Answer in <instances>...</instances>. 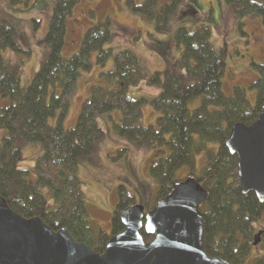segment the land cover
<instances>
[{"label":"trees","instance_id":"trees-1","mask_svg":"<svg viewBox=\"0 0 264 264\" xmlns=\"http://www.w3.org/2000/svg\"><path fill=\"white\" fill-rule=\"evenodd\" d=\"M53 1L50 28L44 40L50 53L27 88L21 86L24 61L7 60L3 55L8 49L22 54L31 52L22 50L16 42L15 27L0 19V96L11 101L0 107V129L7 131V135L0 136V197L22 217H38L53 231L67 229L79 243L104 253L109 238L125 229L120 217L137 204L136 198L126 187L119 186L108 233L90 219L78 170L80 159L91 156L105 136L100 118L119 111L120 122L113 121L117 135L138 147L155 150L149 171L157 184L156 203L169 195L176 182L194 176L209 193L200 207L206 221L203 245L207 254L230 264H264L263 257L249 262L260 232L264 248V202L253 192L241 191L238 158L227 146L234 126L251 127L259 119L264 106V64H251L259 73L249 85L257 94L252 104L247 88L237 86L231 95L224 92L225 57L213 46L208 28L178 27L174 41L180 56L165 55V70L154 74L143 70L132 51L124 49L115 54L107 48L114 36L110 19L88 28L79 51L66 58L63 50L68 23L80 0ZM185 1L147 0L137 5L128 0L127 8L153 23L156 32L167 33ZM26 2L9 0L12 5ZM224 2L234 6L241 16L260 17L264 24V0ZM33 23L36 27L40 24ZM93 53H97L100 67H106L111 59L114 67L101 73L103 85L91 87L76 127L66 128L64 121L80 72L92 69ZM142 81L161 85V93L151 100L132 97L129 89ZM146 105L160 114L156 125H142ZM54 118L57 124L53 125L50 120ZM27 142L40 143L43 148L34 167V179L30 170L20 168L24 160L21 143ZM201 155L205 158L199 171L196 161ZM186 167L187 175L178 179L177 172ZM141 234L147 242L153 239L145 229Z\"/></svg>","mask_w":264,"mask_h":264},{"label":"rangeland","instance_id":"rangeland-1","mask_svg":"<svg viewBox=\"0 0 264 264\" xmlns=\"http://www.w3.org/2000/svg\"><path fill=\"white\" fill-rule=\"evenodd\" d=\"M27 1V2H26ZM128 0H80L73 10L68 23V34L63 56L71 58L79 51L86 30L91 26L111 20L114 34L107 48L116 54L121 50L132 51L140 60L143 70L148 74L164 71L167 66L165 55L180 56L174 35L178 27L193 30L208 28L212 32V43L223 52L226 72L223 79L224 92L231 95L237 86L247 88L248 99L256 102V91L249 89L258 78V71L251 65L253 62L264 64V24L260 17L241 16L234 6L224 0H186L180 6L178 18L172 22L167 33H158L155 26L143 16L127 8ZM142 5L147 0H133ZM166 3L169 0H161ZM26 3L12 5L9 0H0V19L12 24L16 29V42L22 50L30 54L17 53L10 49L4 52L8 60H23L21 86L27 88L41 64L48 58L50 47L44 43L50 28V19L55 2L53 0H25ZM93 13V14H92ZM34 21H39L36 27ZM109 60L106 67L97 64V53L92 55V69L80 72L78 85L71 98L70 110L65 118L66 128H75L83 103L91 95V87L103 85L101 73L113 69L114 61ZM160 86H151L142 81L129 89L132 97L150 100L161 93ZM11 103L10 99L0 96V107ZM197 103L194 107H196ZM143 126L156 125L160 114L151 105L144 107ZM111 117V118H110ZM122 114L119 111L100 118L99 124L105 130L104 138L98 143L95 152L79 161V178L83 182V192L90 219L102 229L111 233V221L118 203V188L123 185L130 195L135 196L138 205L146 211L156 203L157 184L150 175V163L154 161L155 150L149 147H138L129 140L121 138L115 132L113 123H119ZM114 121V122H113ZM57 124V118L50 120ZM7 135L0 129V136ZM24 160L20 168L30 170L35 178L34 167L43 153L40 143H21ZM205 155L197 158L200 171ZM187 167L177 172V178L187 175ZM45 192H48L45 190ZM50 201L53 197L48 195ZM259 229L261 226L256 224ZM256 257L264 258L262 244L252 250L249 262Z\"/></svg>","mask_w":264,"mask_h":264},{"label":"water","instance_id":"water-1","mask_svg":"<svg viewBox=\"0 0 264 264\" xmlns=\"http://www.w3.org/2000/svg\"><path fill=\"white\" fill-rule=\"evenodd\" d=\"M227 146L237 156L243 193L264 202V106L251 127L238 124ZM188 176L176 182L154 209L136 204L121 215L125 229L109 238L104 253L79 243L67 229L53 231L42 219H27L0 197V264H230L207 254L206 221L200 207L209 193ZM153 239L147 242L141 231ZM262 232L255 237L260 244Z\"/></svg>","mask_w":264,"mask_h":264}]
</instances>
